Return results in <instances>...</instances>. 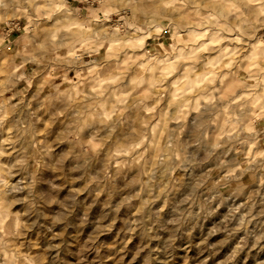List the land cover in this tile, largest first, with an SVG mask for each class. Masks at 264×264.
I'll list each match as a JSON object with an SVG mask.
<instances>
[{"label":"clouds","instance_id":"obj_1","mask_svg":"<svg viewBox=\"0 0 264 264\" xmlns=\"http://www.w3.org/2000/svg\"><path fill=\"white\" fill-rule=\"evenodd\" d=\"M0 264H264V0H0Z\"/></svg>","mask_w":264,"mask_h":264}]
</instances>
